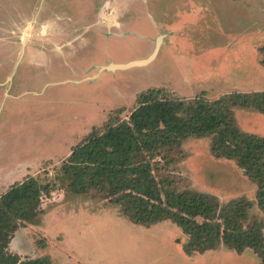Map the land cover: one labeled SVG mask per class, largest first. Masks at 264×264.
<instances>
[{
  "label": "rangeland",
  "instance_id": "rangeland-1",
  "mask_svg": "<svg viewBox=\"0 0 264 264\" xmlns=\"http://www.w3.org/2000/svg\"><path fill=\"white\" fill-rule=\"evenodd\" d=\"M263 61L264 0H0V191L24 173L59 186L10 249L50 264H259L252 248L224 243L187 255L189 235L172 219L134 223L99 191L71 190L56 174L93 127L119 108L127 119L139 92L216 100L264 91ZM232 109L241 131L264 137L263 112ZM212 141L163 147L155 176L222 207L244 199L245 227L264 225L257 182Z\"/></svg>",
  "mask_w": 264,
  "mask_h": 264
},
{
  "label": "trees",
  "instance_id": "trees-1",
  "mask_svg": "<svg viewBox=\"0 0 264 264\" xmlns=\"http://www.w3.org/2000/svg\"><path fill=\"white\" fill-rule=\"evenodd\" d=\"M235 105L254 106L264 113V91L236 92L216 100L203 92L187 100L163 87L143 90L127 119L118 116L123 112L119 108L105 127H93L73 145L56 179L78 192L99 191L134 223L150 226L172 219L189 235L183 246L187 255L224 243L237 252L252 248L264 264L263 223L244 225L250 203L233 200L222 207L212 195L170 189L154 174L163 147H179L192 136H213V153L236 159L257 182L258 203L264 210V137L240 130L232 111ZM58 188L29 173L0 194V264H50L47 257L23 259L10 244L15 232L41 213L44 197Z\"/></svg>",
  "mask_w": 264,
  "mask_h": 264
},
{
  "label": "crops",
  "instance_id": "crops-1",
  "mask_svg": "<svg viewBox=\"0 0 264 264\" xmlns=\"http://www.w3.org/2000/svg\"><path fill=\"white\" fill-rule=\"evenodd\" d=\"M83 136H84V135H83ZM83 136H82V137H83ZM70 152H71V150H70ZM24 175H26V173H24ZM24 175H23V176H24ZM12 183H13V182H12ZM10 185H11V183H9V184H8V187H7V189H5L4 191H0V193H4L5 191H7V190H8V188L10 187Z\"/></svg>",
  "mask_w": 264,
  "mask_h": 264
},
{
  "label": "water",
  "instance_id": "water-1",
  "mask_svg": "<svg viewBox=\"0 0 264 264\" xmlns=\"http://www.w3.org/2000/svg\"><path fill=\"white\" fill-rule=\"evenodd\" d=\"M140 62H137V63H135V64H139ZM142 63H144V62H142Z\"/></svg>",
  "mask_w": 264,
  "mask_h": 264
}]
</instances>
